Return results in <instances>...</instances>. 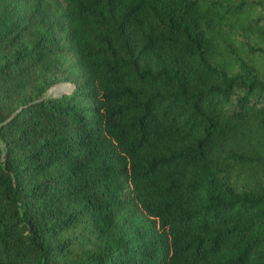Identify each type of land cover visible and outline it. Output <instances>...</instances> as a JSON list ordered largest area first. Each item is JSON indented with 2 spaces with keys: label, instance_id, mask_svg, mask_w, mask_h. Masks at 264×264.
I'll use <instances>...</instances> for the list:
<instances>
[{
  "label": "trees",
  "instance_id": "16d2710c",
  "mask_svg": "<svg viewBox=\"0 0 264 264\" xmlns=\"http://www.w3.org/2000/svg\"><path fill=\"white\" fill-rule=\"evenodd\" d=\"M34 2L31 46L0 12V264H264V0ZM66 57L83 107L40 90Z\"/></svg>",
  "mask_w": 264,
  "mask_h": 264
},
{
  "label": "rangeland",
  "instance_id": "374dc122",
  "mask_svg": "<svg viewBox=\"0 0 264 264\" xmlns=\"http://www.w3.org/2000/svg\"><path fill=\"white\" fill-rule=\"evenodd\" d=\"M34 4V0H0V12H6L9 21L16 22V24L21 22L25 26L23 40L28 46H31V41L43 32L31 18ZM42 4L45 8H54L63 6L64 0H42ZM63 62L67 66L66 74L54 73L52 75H45L46 83L53 81L54 84L48 89H45L44 85H40V90L45 96L58 95V98L73 99L72 105L83 107L85 106L83 101L75 96V81H77L78 74L74 70L73 60L71 57H66L63 59ZM29 97L35 99L38 95L35 91Z\"/></svg>",
  "mask_w": 264,
  "mask_h": 264
}]
</instances>
